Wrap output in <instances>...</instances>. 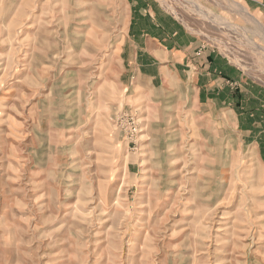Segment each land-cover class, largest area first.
I'll return each mask as SVG.
<instances>
[{"label":"rangeland","instance_id":"obj_1","mask_svg":"<svg viewBox=\"0 0 264 264\" xmlns=\"http://www.w3.org/2000/svg\"><path fill=\"white\" fill-rule=\"evenodd\" d=\"M155 1L264 93L248 0ZM127 19V0H0V264H264V124L135 83Z\"/></svg>","mask_w":264,"mask_h":264},{"label":"crops","instance_id":"obj_2","mask_svg":"<svg viewBox=\"0 0 264 264\" xmlns=\"http://www.w3.org/2000/svg\"><path fill=\"white\" fill-rule=\"evenodd\" d=\"M127 2L122 55L135 83L158 89L171 81L184 82L196 89L200 103L227 105L236 127L247 132L263 127L264 93L258 91L257 85H251L254 83L241 68L216 53L196 55L199 39L155 0ZM247 5L264 14V0H248ZM232 81L237 89L231 87Z\"/></svg>","mask_w":264,"mask_h":264},{"label":"built area","instance_id":"obj_3","mask_svg":"<svg viewBox=\"0 0 264 264\" xmlns=\"http://www.w3.org/2000/svg\"><path fill=\"white\" fill-rule=\"evenodd\" d=\"M203 45H204V44L202 43L201 46L203 47Z\"/></svg>","mask_w":264,"mask_h":264}]
</instances>
